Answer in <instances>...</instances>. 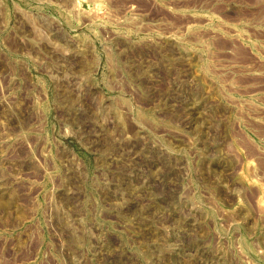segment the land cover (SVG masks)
Returning <instances> with one entry per match:
<instances>
[{"label":"rangeland","instance_id":"obj_1","mask_svg":"<svg viewBox=\"0 0 264 264\" xmlns=\"http://www.w3.org/2000/svg\"><path fill=\"white\" fill-rule=\"evenodd\" d=\"M0 264H264V0H0Z\"/></svg>","mask_w":264,"mask_h":264}]
</instances>
